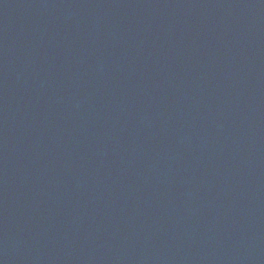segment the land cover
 Returning <instances> with one entry per match:
<instances>
[{"label": "water", "instance_id": "95a60500", "mask_svg": "<svg viewBox=\"0 0 264 264\" xmlns=\"http://www.w3.org/2000/svg\"><path fill=\"white\" fill-rule=\"evenodd\" d=\"M0 264H264V0H0Z\"/></svg>", "mask_w": 264, "mask_h": 264}]
</instances>
